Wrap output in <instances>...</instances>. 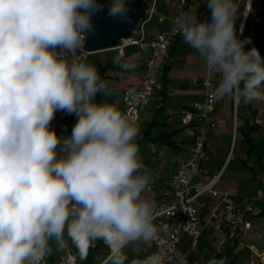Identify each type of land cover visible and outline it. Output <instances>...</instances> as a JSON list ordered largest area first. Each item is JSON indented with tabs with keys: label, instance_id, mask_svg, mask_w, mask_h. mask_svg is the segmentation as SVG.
<instances>
[{
	"label": "clouds",
	"instance_id": "9594fccd",
	"mask_svg": "<svg viewBox=\"0 0 264 264\" xmlns=\"http://www.w3.org/2000/svg\"><path fill=\"white\" fill-rule=\"evenodd\" d=\"M206 6L210 19L181 12L173 31L215 81L212 101H264V56L239 38L238 0ZM105 9L130 22V0H0V264H42L50 242L62 250L68 240L82 259L102 240L115 249L108 264H124L125 247L158 238L155 201L143 195L151 176L138 154L140 128L97 100L111 90L78 55ZM57 111L76 115L70 136L50 126ZM166 261L157 251L134 264Z\"/></svg>",
	"mask_w": 264,
	"mask_h": 264
},
{
	"label": "built area",
	"instance_id": "2783aa9c",
	"mask_svg": "<svg viewBox=\"0 0 264 264\" xmlns=\"http://www.w3.org/2000/svg\"><path fill=\"white\" fill-rule=\"evenodd\" d=\"M148 2L146 18L140 22L137 31L132 38L123 41L117 50L136 47L142 54H147L143 61L142 77L139 85L133 89L124 90L121 94L122 113L136 121L138 126L141 116L158 84L159 74L168 56L171 46L182 36L173 31V20L181 12L192 13L196 9H207L206 0H171L174 5V15L169 20V26L164 27V19L159 17L155 23L159 27L155 36L147 37V26L153 22L156 15L158 0H143ZM241 11L242 28L246 20L252 14V8L257 5L261 19H255L264 29V0H238ZM249 5V7H248ZM240 32V30H239ZM239 38L241 34L239 33ZM78 55L87 61L88 55L82 50ZM215 84L210 80L206 72L201 82L204 90L203 102L194 106L193 111H186L179 117V124L184 128H191L193 134L190 141L188 157L182 161L170 177L169 183L163 185L160 181L150 182L146 191L148 196L155 201V219L153 223L158 228V238L151 243L148 255L162 251L167 253L166 264H187L185 256L178 255V247L182 239L188 238L191 247H195L201 232L206 229L213 217L220 213V221L213 226L214 246L216 253L224 251L226 241L237 239L245 232L251 230V217L254 209L251 206H243L228 200V193L215 191L220 174L213 177L205 185H200L202 176L201 165L206 159V147L210 135L217 129V123L210 116L214 113L216 102H213L209 91ZM234 128L236 131V105L234 99ZM261 101V100H259ZM262 102V101H261ZM75 114H67L57 111L51 122V127L57 129L69 121H76ZM209 196L217 199L218 203L210 214L206 223H202L197 207L201 199ZM264 200V192L261 194ZM55 263L48 254L42 264H77V256L70 247L57 249ZM113 252V251H112ZM110 254L99 264H108ZM247 264H264V253L257 254Z\"/></svg>",
	"mask_w": 264,
	"mask_h": 264
},
{
	"label": "rangeland",
	"instance_id": "374dc122",
	"mask_svg": "<svg viewBox=\"0 0 264 264\" xmlns=\"http://www.w3.org/2000/svg\"><path fill=\"white\" fill-rule=\"evenodd\" d=\"M163 6L168 9L173 8L171 0L158 1L156 7V15L153 18V22L147 26L146 34L148 38H151V33L154 32L152 30H154L156 26L155 23L157 19L159 18V16H161V14H164L161 10ZM255 19H261L256 6L253 7L251 16L243 25L240 39L244 40L247 38H251V44L246 45V47L250 48L252 46H255L260 50L261 55L264 56V35L255 34V28H261V24L256 23ZM241 22L242 19L240 17L239 20H237L238 34ZM180 42V46H187V49L183 52V61L187 64V66H185L184 62L180 60L179 63H174L172 70L167 74V78L165 79L164 84L161 83L159 78L156 87H167L165 88L168 92L167 97L159 102L158 98L160 90L155 89L154 93L149 98L148 104L141 116V120L139 123L140 135L138 138L142 140V144L139 148L140 151L138 154L141 158L142 164L144 165V170H146L147 173L151 176V182L158 181V178H160L162 174L163 177H165V174H168L169 171L173 168H177V166L182 161L187 159V157H184L183 153H179V149L177 148L154 145L144 140L143 138V133L146 129V126L152 120L162 123L166 122L170 118H174V116L176 115L175 113L178 112V109L176 108V106L178 105V101L175 100L177 94H171V91H173V87H185V85H187V87H191L189 83L190 78H192V76H195V73L198 75L202 68V60L199 58L196 50L185 44L183 40H181ZM116 57L120 58L122 66L114 63V59ZM143 57L144 54L140 53L138 48L132 47L123 49L122 51L113 50L90 55L87 58V62L93 64L97 70L98 66H107L104 74L106 77L105 81L107 82L108 86L114 88H122L135 86L138 83L139 68L141 62L143 61ZM159 75H161V72ZM200 83L201 80L197 84H195L197 86L192 87H200ZM201 89L203 88L201 87ZM229 98L230 97H225L224 99L216 102L217 106L220 105L226 108L224 109L225 111L223 112L220 121V123L223 122L222 124L224 125L222 126L223 129H221L220 127L216 131H214L213 135H211L206 147V159L201 165L203 178L200 181V185H205L207 181L220 173L218 182L215 186V191L220 193H229V191L233 189V187L237 184V181L240 180L241 175L249 177L250 182H252V176L255 174L256 170H250L246 165H257L254 151L250 154L247 153V143L245 142V140H242L243 136H241V130H245V128H243V125L239 126L237 118L235 122L236 137L234 138V140L236 139V144L232 142L234 128V101H232L231 109H228V106L230 105ZM115 101L116 105H119L117 99ZM159 106L161 108H159ZM239 111L238 101L236 105V117H239ZM176 120H179V118H177ZM75 123L76 121H73L68 127L69 132H65L61 136H70ZM220 129L222 130L221 133L219 132ZM165 131L166 129L164 125H161L160 127L154 128L151 131V134L155 137L164 133ZM178 135L179 137L174 139V141L171 140V142H174V144L176 142L177 147L181 150H188L189 143L185 140L189 138V131L183 129L179 132ZM253 137L254 135H252V138ZM247 190L248 192H250V190H252V187H248ZM143 195L145 197L148 196L147 192L143 193ZM252 196H254L255 199L258 197V195H255L254 193H252ZM215 202L216 201L213 200L209 205L207 204L208 207L206 210L211 211L215 206ZM254 208H256V206H253V209ZM65 239H68L66 235ZM67 247L72 248V250L75 252L77 256V264H99L109 253V246L106 245L102 240L95 241L94 246L90 247L87 250L86 258L83 259L81 258L80 251L72 244L70 240H68ZM113 250L114 248H112V251Z\"/></svg>",
	"mask_w": 264,
	"mask_h": 264
},
{
	"label": "crops",
	"instance_id": "0c3cea01",
	"mask_svg": "<svg viewBox=\"0 0 264 264\" xmlns=\"http://www.w3.org/2000/svg\"><path fill=\"white\" fill-rule=\"evenodd\" d=\"M255 6L257 7V5H254L253 7ZM161 10H162V13L164 14H161V16L159 17L164 19V27H168L169 20L173 17L175 13L174 5L172 9H168L163 6ZM257 11H258V7H257ZM191 14L197 15L198 20H204V18L209 19L211 16L210 10L208 8L200 9V10L196 9ZM241 25H242V22H241ZM158 30H159V27L155 26L154 30H152L154 32L151 33V37L155 36ZM181 40L183 39H178L174 43L175 45L174 46L172 45L174 49L172 51H169L168 56L163 64V65H167L170 67L168 70V73H170V71L172 70L174 63L176 62L179 63L180 60L183 61V52L184 50L187 49V46H180ZM146 56L147 54H144L143 61L145 60ZM143 61L141 62L140 68H139V75H138L139 80L135 86L122 87V88L109 87V89L111 90V95L108 97L99 95V101L106 100L108 103L113 104L119 111L122 112L123 106L121 103V94L123 93L124 90L133 89L139 85L140 79L142 77ZM184 65L187 66L185 62H184ZM204 72H205V69H204V64L202 61V68L200 70V73H198V75L195 73V76H192V78H190L189 83L191 87H187V85H185V87H173V91H171V94H177L175 97V100L178 101L177 102L178 105L176 106V108L178 109V112L175 113L176 115L174 116L173 119L170 118L166 122H162V123L157 122L159 125H164L166 129L164 133H170L172 131L180 132L181 130L186 129L184 127H181L179 124V120H176V119L179 118L184 112L190 111L189 109L194 108L195 105L203 102L204 90L201 89L202 87L201 83H200V87H192V86H197L195 84H197L200 80L202 82V79L204 77ZM161 75H162V70H161ZM161 75H159V78L161 77ZM165 88L167 87H161V88L155 87V89L160 90V94L158 98L159 102H161L165 97H167L168 92H167V89ZM116 99L119 105H116L115 103ZM229 103L230 105L228 106V109H231V106H232L231 97L229 98ZM159 108L161 107L159 106ZM224 109H226L224 106L222 107L220 105L219 106L216 105L214 113L210 116V118L217 123V129L220 127L221 129H223L222 126L224 124H222L223 122L220 123V121H221L223 112L225 111ZM239 110H240L239 117H236V118L238 120L239 126L243 125V128H245V130H241V134H242L241 136H243L242 140L244 141L245 134H250L251 138H252V135H254V137L252 138L254 142L264 144V102H261L258 100V101H252L248 104H245L241 100ZM72 122L73 121H69L66 123L65 125L66 132H69L68 127L69 125H71ZM221 129L219 130L220 133L222 131ZM186 130L189 131V138L186 139L185 141H188L189 148H190V140L193 134V130L192 129H186ZM213 134L214 132L211 135ZM177 137H179V135L174 136L171 140L174 141V139H176ZM234 138L232 139V142L236 144V141L234 140ZM141 141L142 140L140 138L137 139V144L139 148L142 144ZM154 145H157V144H154ZM175 146H176L175 148L179 149V153L181 154L183 153L185 158L188 157L189 149L181 150L180 148L177 147L176 142H175ZM246 166L250 170H256L255 174L252 176L253 181L250 182L249 177H246L245 175H241L240 180L237 181V184L233 187V189L229 191L228 200L230 202L237 203L243 206H251L252 208L253 206H256V208H254L253 216L251 217V220H250L251 230L245 232L243 235H241L237 239L226 241L225 246H224V251L218 254L216 253V249L213 243V240H214L213 226L217 222L220 221V213H217L215 217L211 219L208 227L201 232V235L195 247H191L190 241L188 238L184 237L182 239L178 247V255L185 256L187 259V264H208V261L212 259L213 257L217 260H223L224 264H247L248 261L254 258L257 254L264 253V200L261 199V194L262 192H264V156H262L259 164H257L256 166H252V165H246ZM175 169L176 167L170 170L168 174L164 175L165 177H163V174H162L160 178H158L159 179L158 181L162 182L163 185H167ZM202 178L203 177L201 176L199 183L202 180ZM250 186L252 187V190H253V191L250 190L251 193L248 192L247 190V188ZM252 193H254L255 195H258V197L255 199V197L252 196ZM206 197L201 199L200 205L197 207L198 215L202 223H206L208 221V219L210 218L211 212L214 210V208L216 207L218 203L217 199H213L209 196L207 198ZM210 200L216 201L215 206L212 208L211 211L206 210L208 205L212 202ZM150 250H151V245L149 246L143 243L128 245L122 250L126 256L124 264H134L136 260L143 259L146 256H148ZM114 251L115 249L113 250V252ZM113 252H112V248L109 247V253L103 258V260L107 258Z\"/></svg>",
	"mask_w": 264,
	"mask_h": 264
},
{
	"label": "water",
	"instance_id": "95a60500",
	"mask_svg": "<svg viewBox=\"0 0 264 264\" xmlns=\"http://www.w3.org/2000/svg\"><path fill=\"white\" fill-rule=\"evenodd\" d=\"M147 10V1L130 0V22L125 23L108 17L107 9H105V12L93 18L96 32L94 35L88 36L83 50L88 55H94L119 49L123 41L132 38L140 22L146 18Z\"/></svg>",
	"mask_w": 264,
	"mask_h": 264
},
{
	"label": "trees",
	"instance_id": "16d2710c",
	"mask_svg": "<svg viewBox=\"0 0 264 264\" xmlns=\"http://www.w3.org/2000/svg\"><path fill=\"white\" fill-rule=\"evenodd\" d=\"M239 15L241 14V11H239L238 13ZM247 22V21H246ZM255 34L258 35V34H262L264 35V29L261 28H255L254 30ZM175 44H173L174 46ZM171 47L170 51H172L174 49V47ZM109 67V66H108ZM107 68L106 67H103V66H98V73L100 75V78L102 80L105 81V69ZM169 66L167 65H163V68H162V75L160 77V81L162 82V84H164L165 82V79L167 78V74H168V70H169ZM97 100L99 101V95L97 96ZM231 101H233V98L231 97ZM241 104V100L239 101V106ZM190 111H193V108L189 109ZM65 125L64 124L63 126L57 128L55 131H56V134L58 136H61L63 135V133H65ZM161 125H159L155 120H152L150 123L147 124L146 126V129L143 133V138L144 140L148 141L149 143L151 144H157V145H161V146H166V147H172V148H175V144L173 142H171V139L174 137V136H177L179 134V131H172L170 133H164L162 135H158V136H152L151 134V131L156 128V127H159ZM188 129V128H186ZM191 129V128H189ZM244 140L245 142L247 143V153L250 154L254 151L255 153V158H256V162L257 164H259L262 156H264V144L262 143H256L252 140V138L250 137V134H245V137H244ZM191 141V140H190ZM236 141V139H235ZM50 246H51V250L49 252V255H50V258L52 260L53 263H55V257L57 255V250H56V246L53 242H50Z\"/></svg>",
	"mask_w": 264,
	"mask_h": 264
},
{
	"label": "bare ground",
	"instance_id": "6f19581e",
	"mask_svg": "<svg viewBox=\"0 0 264 264\" xmlns=\"http://www.w3.org/2000/svg\"><path fill=\"white\" fill-rule=\"evenodd\" d=\"M248 7H249V5H248Z\"/></svg>",
	"mask_w": 264,
	"mask_h": 264
}]
</instances>
